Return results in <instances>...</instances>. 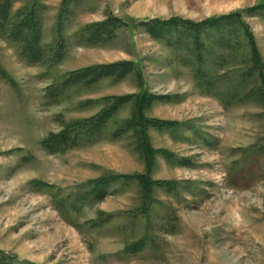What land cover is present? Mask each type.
I'll use <instances>...</instances> for the list:
<instances>
[{
	"label": "rangeland",
	"instance_id": "rangeland-1",
	"mask_svg": "<svg viewBox=\"0 0 264 264\" xmlns=\"http://www.w3.org/2000/svg\"><path fill=\"white\" fill-rule=\"evenodd\" d=\"M0 264H264V0H0Z\"/></svg>",
	"mask_w": 264,
	"mask_h": 264
},
{
	"label": "trees",
	"instance_id": "trees-1",
	"mask_svg": "<svg viewBox=\"0 0 264 264\" xmlns=\"http://www.w3.org/2000/svg\"><path fill=\"white\" fill-rule=\"evenodd\" d=\"M113 20L114 21H119L118 19L114 18L113 17ZM105 23H108V22H105ZM100 33L102 34H105L103 31H102V27H100ZM27 39L31 38V36H26ZM126 67H128L126 69ZM105 71V72H102V73H98L100 72V70ZM109 69V70H108ZM112 69H116V71H118V75L117 77L121 78L123 77L125 74H127V72L129 71L130 68V64L129 63H115V64H106V65H99V66H96L94 67V70H92L91 74H94V77L95 79L98 78V77H106L108 75H111L112 73H109L108 71L112 70ZM91 70V69H90ZM98 73V74H97ZM91 76V75H90ZM114 76V74H113Z\"/></svg>",
	"mask_w": 264,
	"mask_h": 264
},
{
	"label": "crops",
	"instance_id": "crops-1",
	"mask_svg": "<svg viewBox=\"0 0 264 264\" xmlns=\"http://www.w3.org/2000/svg\"><path fill=\"white\" fill-rule=\"evenodd\" d=\"M100 51H105V53H106V50H100ZM109 61H102V62H100V61H93L92 63H90V65H93V64H107Z\"/></svg>",
	"mask_w": 264,
	"mask_h": 264
}]
</instances>
